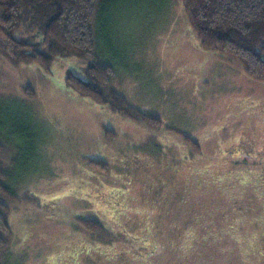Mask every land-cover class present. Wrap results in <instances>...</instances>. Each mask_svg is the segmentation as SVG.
<instances>
[{"label":"rangeland","instance_id":"374dc122","mask_svg":"<svg viewBox=\"0 0 264 264\" xmlns=\"http://www.w3.org/2000/svg\"><path fill=\"white\" fill-rule=\"evenodd\" d=\"M112 3L94 56L49 73L0 53V179L17 195L0 264H264V80L204 49L181 0ZM97 61L142 118L68 89Z\"/></svg>","mask_w":264,"mask_h":264},{"label":"trees","instance_id":"16d2710c","mask_svg":"<svg viewBox=\"0 0 264 264\" xmlns=\"http://www.w3.org/2000/svg\"><path fill=\"white\" fill-rule=\"evenodd\" d=\"M113 1L0 0V53L13 63L38 64L49 73L52 63L59 57L87 59L94 56V19L107 14ZM181 1L204 49L237 56L248 74L264 80V0ZM86 71L88 78L85 80L74 74L67 76L68 89L122 115L142 118L112 88L115 71L111 65L97 61ZM101 163L91 161L94 166ZM1 179L0 250L6 248L11 234L7 200L17 198ZM78 220H89L99 231L103 229L92 218Z\"/></svg>","mask_w":264,"mask_h":264},{"label":"flooded vegetation","instance_id":"af4514ba","mask_svg":"<svg viewBox=\"0 0 264 264\" xmlns=\"http://www.w3.org/2000/svg\"><path fill=\"white\" fill-rule=\"evenodd\" d=\"M90 193H91V198H92V190H90ZM98 196V195H97ZM102 199H104L103 197H102ZM104 201L105 202H107V203H110V202H114L113 200H109V201H107V200H105L104 199ZM146 248H148V249H145V254L147 255V257L148 256H151V255H153V254H155L156 253V251H157V246L156 245H147V247Z\"/></svg>","mask_w":264,"mask_h":264}]
</instances>
